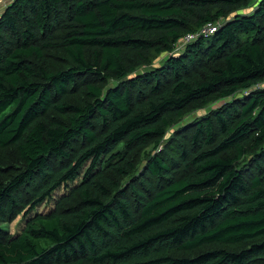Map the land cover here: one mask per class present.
<instances>
[{
  "label": "trees",
  "instance_id": "obj_1",
  "mask_svg": "<svg viewBox=\"0 0 264 264\" xmlns=\"http://www.w3.org/2000/svg\"><path fill=\"white\" fill-rule=\"evenodd\" d=\"M254 1L5 4L0 264H264Z\"/></svg>",
  "mask_w": 264,
  "mask_h": 264
},
{
  "label": "built area",
  "instance_id": "obj_2",
  "mask_svg": "<svg viewBox=\"0 0 264 264\" xmlns=\"http://www.w3.org/2000/svg\"><path fill=\"white\" fill-rule=\"evenodd\" d=\"M220 22L217 23H208L201 27L200 30L194 33H187L182 38H180L177 42H175L174 45V51L172 54H178L182 51V49L185 47V45L193 42L200 36H207L211 33H213L219 26ZM160 148V147H159ZM158 148V150H159Z\"/></svg>",
  "mask_w": 264,
  "mask_h": 264
},
{
  "label": "rangeland",
  "instance_id": "obj_3",
  "mask_svg": "<svg viewBox=\"0 0 264 264\" xmlns=\"http://www.w3.org/2000/svg\"><path fill=\"white\" fill-rule=\"evenodd\" d=\"M253 1H254V0H253ZM254 2H255V1H254ZM216 105H217V104L215 103V105H213V107L216 106ZM204 111H205V110H200V111H197L195 114H191V115L187 116V117L185 118V121L188 120V119L193 118L195 115H201L202 113H204ZM15 224H16V221H14V222L8 224V228H9L10 231H13V230H15V229L17 228V226L15 227ZM0 227H1V228H6V224H4V223H0Z\"/></svg>",
  "mask_w": 264,
  "mask_h": 264
},
{
  "label": "crops",
  "instance_id": "obj_4",
  "mask_svg": "<svg viewBox=\"0 0 264 264\" xmlns=\"http://www.w3.org/2000/svg\"><path fill=\"white\" fill-rule=\"evenodd\" d=\"M9 0H0V11L4 8L5 4L8 2ZM249 11V10H248Z\"/></svg>",
  "mask_w": 264,
  "mask_h": 264
}]
</instances>
